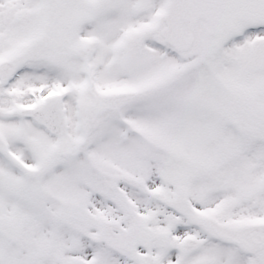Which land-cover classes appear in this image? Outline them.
<instances>
[{"label":"snow or ice","instance_id":"snow-or-ice-1","mask_svg":"<svg viewBox=\"0 0 264 264\" xmlns=\"http://www.w3.org/2000/svg\"><path fill=\"white\" fill-rule=\"evenodd\" d=\"M0 264H264V0H0Z\"/></svg>","mask_w":264,"mask_h":264}]
</instances>
